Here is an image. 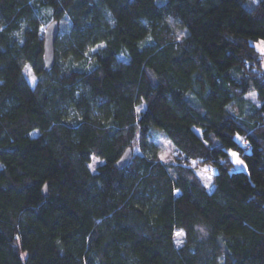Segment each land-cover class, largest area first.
<instances>
[{
  "label": "trees",
  "instance_id": "1",
  "mask_svg": "<svg viewBox=\"0 0 264 264\" xmlns=\"http://www.w3.org/2000/svg\"><path fill=\"white\" fill-rule=\"evenodd\" d=\"M263 62L264 0H0V264H264Z\"/></svg>",
  "mask_w": 264,
  "mask_h": 264
},
{
  "label": "rangeland",
  "instance_id": "2",
  "mask_svg": "<svg viewBox=\"0 0 264 264\" xmlns=\"http://www.w3.org/2000/svg\"><path fill=\"white\" fill-rule=\"evenodd\" d=\"M68 24L66 21L61 22L60 27L61 30H65L67 28ZM102 47H104V44H98L97 46L93 47L92 50L93 51H99ZM258 47L262 50V43L260 42L258 44ZM263 67H264V62H263ZM24 73L28 79V81L30 82V84L32 86H35L37 84V76L36 73L34 72V70L32 69V67L29 64H24ZM253 95H256L255 92L252 93ZM143 106H140V109H142ZM153 143L155 144V146L157 147L156 149L158 150V152L160 153V156L162 157V159L166 160V161H170L171 159H173V151L174 148L172 146V144L165 139L163 136H158L154 139H152ZM136 152V148H134V153ZM233 161H234V169L235 170H246V164L243 161V159L239 156V155H233L232 156ZM239 161V162H238ZM104 162V160L93 156L90 162V167L93 171L97 170V167L99 165H101ZM3 167V165L0 163V169ZM197 175L199 176V178L202 180V182L207 186V187H211L212 183H213V174L210 170H206V169H198L197 170ZM177 233H182V235H177ZM176 243L177 245H182L183 241H184V237H185V232L183 230H178L176 231Z\"/></svg>",
  "mask_w": 264,
  "mask_h": 264
},
{
  "label": "water",
  "instance_id": "3",
  "mask_svg": "<svg viewBox=\"0 0 264 264\" xmlns=\"http://www.w3.org/2000/svg\"><path fill=\"white\" fill-rule=\"evenodd\" d=\"M60 30V22L53 20L48 24L45 30L44 38V62L47 69H50L55 65L56 54H55V42ZM133 157V149L127 148L123 155L117 162L119 168H123L130 163ZM45 194H47V185L45 186Z\"/></svg>",
  "mask_w": 264,
  "mask_h": 264
},
{
  "label": "snow or ice",
  "instance_id": "4",
  "mask_svg": "<svg viewBox=\"0 0 264 264\" xmlns=\"http://www.w3.org/2000/svg\"><path fill=\"white\" fill-rule=\"evenodd\" d=\"M233 155L235 156L236 154L235 153H233ZM239 162V161H238ZM177 235L179 236V235H182V233H177Z\"/></svg>",
  "mask_w": 264,
  "mask_h": 264
}]
</instances>
